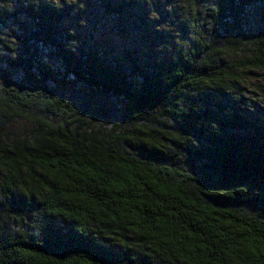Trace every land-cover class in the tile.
Segmentation results:
<instances>
[{
    "label": "trees",
    "instance_id": "trees-1",
    "mask_svg": "<svg viewBox=\"0 0 264 264\" xmlns=\"http://www.w3.org/2000/svg\"><path fill=\"white\" fill-rule=\"evenodd\" d=\"M256 76L264 0H0V264H264Z\"/></svg>",
    "mask_w": 264,
    "mask_h": 264
},
{
    "label": "rangeland",
    "instance_id": "rangeland-1",
    "mask_svg": "<svg viewBox=\"0 0 264 264\" xmlns=\"http://www.w3.org/2000/svg\"><path fill=\"white\" fill-rule=\"evenodd\" d=\"M256 77H257L258 79L260 78V76H256ZM259 81H260V82H259ZM259 81H258V85H260V87L264 89V81H263V80L261 81L260 79H259Z\"/></svg>",
    "mask_w": 264,
    "mask_h": 264
}]
</instances>
